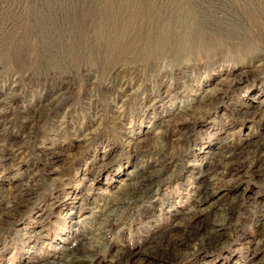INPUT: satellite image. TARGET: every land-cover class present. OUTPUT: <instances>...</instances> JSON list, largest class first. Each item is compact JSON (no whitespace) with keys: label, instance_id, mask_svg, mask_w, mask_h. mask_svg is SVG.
<instances>
[{"label":"rangeland","instance_id":"rangeland-1","mask_svg":"<svg viewBox=\"0 0 264 264\" xmlns=\"http://www.w3.org/2000/svg\"><path fill=\"white\" fill-rule=\"evenodd\" d=\"M263 136L264 0H0V206L27 194L0 226V264L62 262L97 231L101 194L144 164L130 178L159 174L149 207L99 229L112 250L146 253L155 236L213 222L223 206L221 247L167 264L263 260L264 179L225 173L242 177L210 212H188L204 186L189 165L208 170L222 141L235 152ZM154 142L175 151H132Z\"/></svg>","mask_w":264,"mask_h":264},{"label":"bare ground","instance_id":"bare-ground-1","mask_svg":"<svg viewBox=\"0 0 264 264\" xmlns=\"http://www.w3.org/2000/svg\"><path fill=\"white\" fill-rule=\"evenodd\" d=\"M193 111H195V109L192 108L185 111V113L187 114V112H191L193 114ZM237 113L251 115L253 117L257 115V111H251L248 113L237 111ZM226 143V141H222L218 144L222 149L219 153H212L211 157L213 158L214 156V159L207 157L208 159L205 163L209 166L208 170L198 171L194 168V165H189L190 170L193 171L195 179L203 183L204 186L194 204L195 207H191L188 212H192V214H205L210 212L208 206H204L206 205L205 203L209 201L211 197L224 192L238 184L241 180L242 175L240 174L234 179L224 180L222 176L225 173L242 172L243 174H249L252 179H264V136L260 141L253 143L251 146L244 147L235 152L230 148L229 144ZM167 147L171 148L169 151L170 153L175 151L172 143L166 144L160 142H154L152 145L146 146L145 148L141 147V145H135L132 151L135 155L139 153L138 155H140V159L142 160L143 156L141 153H144L145 151L163 152L167 151ZM47 158V160L50 161L49 164H53L58 160V156L54 154L47 155ZM146 168L145 164L140 166L135 165V169L117 184L115 191H112L109 194H101L103 197L100 200L99 205L97 208L92 209L95 216L98 217L97 231L89 236H81L82 238L77 239V249H64L66 256L62 262L44 264H91L92 262H95L94 260H96L98 255H101V257L107 256L108 260L114 262V264H167L172 261H180L181 259L187 258L192 252H195L200 248L211 247L213 250L219 249L221 246L216 245L215 240L220 235L223 227L232 220L227 213L228 210L226 207L223 208V206H218L217 211L219 214L218 217L216 216L217 220L214 218L213 222L199 223L190 227L186 224L182 229L175 231L172 234L167 233L166 235L162 234L155 236L153 238L155 241L153 240V243H149V251L146 249V253L151 252L154 254L158 260L157 262L146 260L144 257L146 254L145 249H142L143 251L123 252L112 250L107 243H104L103 239L106 237L100 238L101 235L99 229L109 227L125 212H129V218L132 217L141 210L143 203L147 204L145 207H149L151 196L154 193V191L152 192L151 190V186L159 174L154 171L149 172L148 175L144 176V178L142 177V179L137 182L131 181L130 178L131 175L141 174ZM209 170H215V173L210 175L211 172ZM18 190H15V197L12 201L7 202L6 206H0V226L11 219H14L18 214L17 211H19V205H23V203L26 202V198L24 197H27V194H23L21 189ZM11 191H13V189H9V193H12ZM79 200L81 205L86 203L89 200L88 194ZM200 204L203 205L198 208L197 206ZM103 211H105L104 215H102ZM261 212L262 211L260 210L258 213L259 217H262L264 214V212ZM182 216L184 217V215ZM181 225L183 224L181 223ZM256 231L259 233V238L256 244L264 246V227L257 228ZM254 264H264V259L257 260Z\"/></svg>","mask_w":264,"mask_h":264}]
</instances>
